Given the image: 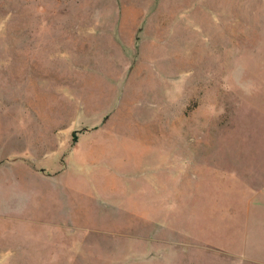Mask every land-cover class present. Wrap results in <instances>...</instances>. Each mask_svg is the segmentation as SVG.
I'll return each instance as SVG.
<instances>
[{
	"label": "rangeland",
	"instance_id": "obj_1",
	"mask_svg": "<svg viewBox=\"0 0 264 264\" xmlns=\"http://www.w3.org/2000/svg\"><path fill=\"white\" fill-rule=\"evenodd\" d=\"M0 264H264V0H0Z\"/></svg>",
	"mask_w": 264,
	"mask_h": 264
}]
</instances>
